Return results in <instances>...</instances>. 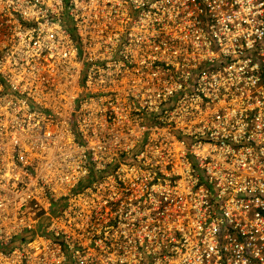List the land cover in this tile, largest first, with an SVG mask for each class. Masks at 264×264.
Returning <instances> with one entry per match:
<instances>
[{"label": "built area", "instance_id": "1", "mask_svg": "<svg viewBox=\"0 0 264 264\" xmlns=\"http://www.w3.org/2000/svg\"><path fill=\"white\" fill-rule=\"evenodd\" d=\"M0 264H264V0H0Z\"/></svg>", "mask_w": 264, "mask_h": 264}, {"label": "rangeland", "instance_id": "2", "mask_svg": "<svg viewBox=\"0 0 264 264\" xmlns=\"http://www.w3.org/2000/svg\"><path fill=\"white\" fill-rule=\"evenodd\" d=\"M15 243H16V241L13 244H15Z\"/></svg>", "mask_w": 264, "mask_h": 264}]
</instances>
